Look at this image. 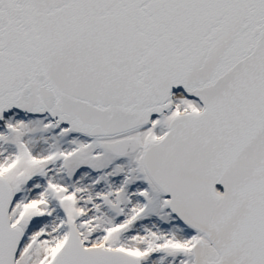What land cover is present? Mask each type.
Returning <instances> with one entry per match:
<instances>
[{
    "label": "snow or ice",
    "instance_id": "1",
    "mask_svg": "<svg viewBox=\"0 0 264 264\" xmlns=\"http://www.w3.org/2000/svg\"><path fill=\"white\" fill-rule=\"evenodd\" d=\"M0 264H264V0H0Z\"/></svg>",
    "mask_w": 264,
    "mask_h": 264
}]
</instances>
